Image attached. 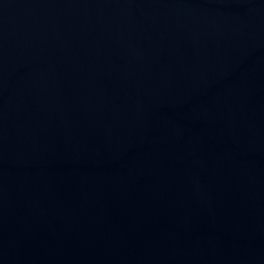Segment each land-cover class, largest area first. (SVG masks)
Listing matches in <instances>:
<instances>
[{
  "label": "water",
  "instance_id": "water-1",
  "mask_svg": "<svg viewBox=\"0 0 264 264\" xmlns=\"http://www.w3.org/2000/svg\"><path fill=\"white\" fill-rule=\"evenodd\" d=\"M0 264H264V0H0Z\"/></svg>",
  "mask_w": 264,
  "mask_h": 264
}]
</instances>
